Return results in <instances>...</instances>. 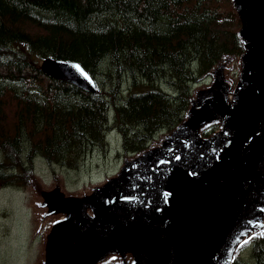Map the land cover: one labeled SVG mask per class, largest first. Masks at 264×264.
<instances>
[{"label":"water","instance_id":"1","mask_svg":"<svg viewBox=\"0 0 264 264\" xmlns=\"http://www.w3.org/2000/svg\"><path fill=\"white\" fill-rule=\"evenodd\" d=\"M229 1L242 53L200 79L174 129L84 190L29 172L34 264H235L264 238V0ZM40 69L98 92L78 62L46 58Z\"/></svg>","mask_w":264,"mask_h":264},{"label":"trees","instance_id":"2","mask_svg":"<svg viewBox=\"0 0 264 264\" xmlns=\"http://www.w3.org/2000/svg\"><path fill=\"white\" fill-rule=\"evenodd\" d=\"M240 27L229 0H0V187L21 190L43 164L82 172L114 132L122 152L142 151L242 53ZM46 58L78 62L98 92L46 77ZM235 264H264V238Z\"/></svg>","mask_w":264,"mask_h":264},{"label":"rangeland","instance_id":"3","mask_svg":"<svg viewBox=\"0 0 264 264\" xmlns=\"http://www.w3.org/2000/svg\"><path fill=\"white\" fill-rule=\"evenodd\" d=\"M43 60H40V66ZM211 80L205 83L209 84ZM7 111V110H6ZM14 108L8 114H13ZM172 129L164 131L168 134ZM160 135V134H159ZM111 149L108 151L97 149L91 154L90 161L83 168L82 172H74L70 177H66V185L70 191L77 190L89 182H99L106 176L118 175L123 167V157L126 155L117 149L121 146L120 136L114 132L109 135ZM108 144V146H109ZM125 155V156H124ZM123 164V165H122ZM122 166V167H121ZM40 178L45 183L50 184L53 173H50L46 165H41L37 169ZM26 180L31 181L32 175H25ZM59 180V179H58ZM54 179L60 184V181ZM66 188V189H67ZM86 187L82 188L84 190ZM28 195L23 190L14 188H0V264H34L38 257V247L40 237L35 240L33 236V226L31 210L27 207ZM247 252L243 254L245 257Z\"/></svg>","mask_w":264,"mask_h":264},{"label":"bare ground","instance_id":"4","mask_svg":"<svg viewBox=\"0 0 264 264\" xmlns=\"http://www.w3.org/2000/svg\"><path fill=\"white\" fill-rule=\"evenodd\" d=\"M101 67V66H100ZM235 199V198H234ZM207 200V199H206ZM210 201V200H209ZM214 202V201H213ZM204 203V202H203ZM198 205V204H197ZM239 209V202L238 201H231V204L229 206V212ZM197 216V215H196ZM200 216V215H199ZM195 218V217H194ZM196 219V218H195ZM196 222V221H195ZM199 229V228H198ZM70 258V257H67ZM73 259V257H71ZM68 260V259H67ZM70 260V259H69ZM68 260V261H69ZM66 261V260H65ZM71 263V262H70Z\"/></svg>","mask_w":264,"mask_h":264}]
</instances>
